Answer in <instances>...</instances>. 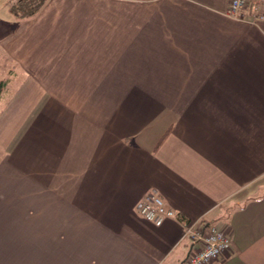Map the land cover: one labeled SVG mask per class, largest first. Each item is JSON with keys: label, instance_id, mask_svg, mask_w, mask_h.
<instances>
[{"label": "crops", "instance_id": "1", "mask_svg": "<svg viewBox=\"0 0 264 264\" xmlns=\"http://www.w3.org/2000/svg\"><path fill=\"white\" fill-rule=\"evenodd\" d=\"M0 0V264H264V20L230 0ZM157 189L177 212L136 211Z\"/></svg>", "mask_w": 264, "mask_h": 264}, {"label": "built area", "instance_id": "2", "mask_svg": "<svg viewBox=\"0 0 264 264\" xmlns=\"http://www.w3.org/2000/svg\"><path fill=\"white\" fill-rule=\"evenodd\" d=\"M226 14L234 19L258 23L264 20V0H230ZM136 211L155 225H161L166 218L177 214L155 188L137 202ZM186 234L192 240L186 264H207L232 247L230 231L216 224H187Z\"/></svg>", "mask_w": 264, "mask_h": 264}, {"label": "trees", "instance_id": "3", "mask_svg": "<svg viewBox=\"0 0 264 264\" xmlns=\"http://www.w3.org/2000/svg\"><path fill=\"white\" fill-rule=\"evenodd\" d=\"M46 0H13L11 10L19 18H26L37 13ZM7 85V79H0V97Z\"/></svg>", "mask_w": 264, "mask_h": 264}]
</instances>
